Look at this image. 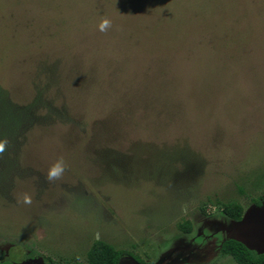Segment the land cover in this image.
Masks as SVG:
<instances>
[{
    "label": "rangeland",
    "instance_id": "1",
    "mask_svg": "<svg viewBox=\"0 0 264 264\" xmlns=\"http://www.w3.org/2000/svg\"><path fill=\"white\" fill-rule=\"evenodd\" d=\"M0 90V242L143 264L264 250V0H0Z\"/></svg>",
    "mask_w": 264,
    "mask_h": 264
},
{
    "label": "trees",
    "instance_id": "2",
    "mask_svg": "<svg viewBox=\"0 0 264 264\" xmlns=\"http://www.w3.org/2000/svg\"><path fill=\"white\" fill-rule=\"evenodd\" d=\"M0 90V99L5 98V94ZM259 204V203H258ZM203 212V210H201ZM222 214L236 222L241 221L243 209L241 205L235 202H229L223 205ZM178 228L184 233H190V224L184 221L178 225ZM121 250H116L110 244L104 241H93L86 252V264H119L124 256H128ZM221 256H229L236 264H264V251L256 253L249 250L241 242L235 239H227L219 246ZM139 263L143 264L140 260ZM179 264H194L191 262H182Z\"/></svg>",
    "mask_w": 264,
    "mask_h": 264
},
{
    "label": "flooded vegetation",
    "instance_id": "3",
    "mask_svg": "<svg viewBox=\"0 0 264 264\" xmlns=\"http://www.w3.org/2000/svg\"><path fill=\"white\" fill-rule=\"evenodd\" d=\"M19 246H17L18 249L16 250V246L14 247L13 244L0 242V264H33L32 261L38 259L42 260L43 264H86V253L83 260L80 261H69L66 259L54 260L38 254L37 252L31 250L28 246L22 243H20ZM127 257L136 262L137 264H141L139 263L138 259L134 256L128 254ZM123 258L125 259V256ZM123 258L119 264H121Z\"/></svg>",
    "mask_w": 264,
    "mask_h": 264
},
{
    "label": "clouds",
    "instance_id": "4",
    "mask_svg": "<svg viewBox=\"0 0 264 264\" xmlns=\"http://www.w3.org/2000/svg\"><path fill=\"white\" fill-rule=\"evenodd\" d=\"M109 27H111V21L108 18H101L96 25V28L99 32L106 31ZM7 141L0 139V153L5 150ZM66 168L65 161L63 158H58L54 163H52L46 172V179L48 181H55L59 179L64 173ZM21 200L24 204H30L32 202L31 197L28 194H22Z\"/></svg>",
    "mask_w": 264,
    "mask_h": 264
},
{
    "label": "water",
    "instance_id": "5",
    "mask_svg": "<svg viewBox=\"0 0 264 264\" xmlns=\"http://www.w3.org/2000/svg\"><path fill=\"white\" fill-rule=\"evenodd\" d=\"M240 222H244V221H240ZM254 235H255V238H256L255 240H256L257 246L260 247V245L261 246L264 245V218L262 216L260 217L258 224L255 226ZM263 251H261V252H263ZM32 262H33V264H43L42 260H39V259L35 260V261H32Z\"/></svg>",
    "mask_w": 264,
    "mask_h": 264
}]
</instances>
